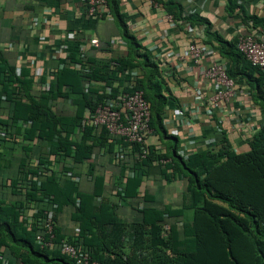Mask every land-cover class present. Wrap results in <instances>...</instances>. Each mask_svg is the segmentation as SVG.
Wrapping results in <instances>:
<instances>
[{
  "label": "trees",
  "instance_id": "16d2710c",
  "mask_svg": "<svg viewBox=\"0 0 264 264\" xmlns=\"http://www.w3.org/2000/svg\"><path fill=\"white\" fill-rule=\"evenodd\" d=\"M158 2L177 23L210 24L207 18L194 16L180 1ZM107 9L117 21L129 52L113 59L118 63L116 66L112 65L113 60L95 65L93 77L109 82L126 68L140 67L142 75L137 84L151 104L150 126L153 132L160 134L167 148L162 153L151 146L148 156L142 159L135 158L134 150H127L125 159L118 164L122 169L139 168L145 174L154 162H158L162 173L176 174L187 181L185 202L177 208L144 205L140 209V218L130 224V232H127L128 223L120 217L114 203L106 199L95 202L96 195L102 193L101 175L95 176L91 192L81 191L71 179L61 183L52 174L41 180L39 189L38 181L33 182L32 190L26 193L14 187L17 176L6 186L9 190L0 187V193L21 195L14 201L7 200L3 194L0 197V264H76L73 258L61 252L59 246L50 248L38 244L36 223L28 226L20 218L18 202L22 204L29 197L38 198L39 191L57 203L56 220L65 205L74 208L72 219L78 224V240L90 248L92 259L100 264H264V71L239 50L237 36L228 40L217 34L215 42L209 40L227 61L229 76L239 86H248L253 103L262 112L261 127L248 138L250 148L246 151L234 150L223 131L206 148L185 159L179 153L178 136L169 133L165 126L164 114L168 106L173 105L175 97L159 64L149 51L141 50V44L129 32L118 0H107ZM226 11L230 16L240 17L246 32L257 29L264 34V13L251 12L236 0H227ZM15 67L0 54V99L5 92L8 99L14 101L9 117L2 118L0 110V123L8 125L12 122L14 125L19 119L31 120L32 128L28 133L38 131L41 139L50 142L57 137V142L52 144L53 150L63 148L66 154L73 152L75 163L91 159L97 146L107 145L106 130L101 132L100 144L88 142L94 131L90 126L85 127L80 140L70 139L69 135L59 136L60 127L72 131L75 122L82 117V107L88 105L94 109L104 100L105 94H99L93 101L84 93L76 99V115H61L48 106L47 99L51 95L64 94L60 85L65 82L72 85V90L80 91L74 79L78 82L81 75L75 70L63 69L58 75V89L52 94L35 97L30 92L32 81L24 75L18 76ZM160 158H166L168 162L163 164L159 162ZM142 180L139 174L127 179V198L139 196ZM179 220L183 221V238L176 225ZM166 223H169L167 228ZM55 232L56 244L64 238L71 242L76 239L74 234L64 236L57 224Z\"/></svg>",
  "mask_w": 264,
  "mask_h": 264
},
{
  "label": "crops",
  "instance_id": "0c3cea01",
  "mask_svg": "<svg viewBox=\"0 0 264 264\" xmlns=\"http://www.w3.org/2000/svg\"><path fill=\"white\" fill-rule=\"evenodd\" d=\"M177 1L183 3L194 16L207 18L210 24H195L193 32H190L186 24L177 23L175 20L171 22L161 4L154 5L150 0H118V4L126 17L129 32L137 38L142 46L141 50L149 51L159 64L175 97L172 107L197 112L198 108L193 106L191 97L198 94L203 98L204 103L213 94L212 84L202 76L204 66L211 58L221 57L217 47L209 40L215 42L214 36L217 34L230 40L239 32H246L247 29L238 15L228 14L227 0ZM236 1L244 4L251 12L264 13L262 0ZM34 22H38L39 25L34 27ZM69 34L75 35L76 38L66 39ZM92 38L99 40L97 46L90 44ZM192 41L212 50L211 56H206L200 63H196L187 55L183 56L184 58L169 56V52L184 54ZM52 46L60 49V58L49 53V48ZM23 50L28 52L25 58L21 56ZM66 52L69 53L68 56ZM128 52V43L122 37L117 21L112 16L106 18L90 16L81 0H0V54L9 64L21 65V74L18 76L24 75V78L32 81L30 90L32 95L38 97L56 91L58 75L63 69L69 68L81 75L78 82L74 79V82L80 86V91L72 90V85L65 82L60 85L64 94L48 97L47 104L56 113L74 116L78 110L76 99L82 97L84 93L96 101L99 94H104L106 85L111 84L115 89L125 85L129 80V74L118 72L111 81L107 82L102 78L93 77V69L103 61L125 56ZM30 59H35L34 66L29 65ZM86 65L90 67V71L84 70ZM44 68H48L50 72L44 74ZM138 68L141 70L140 67ZM239 89L241 94L216 111L220 130L207 120L204 113L191 122L179 118V122L175 125L165 123L166 128L171 134L172 131H177L173 135L180 139L203 135L208 140H215L225 131L234 150L237 152L248 150L250 148L248 138H245L241 132L246 124L261 119L262 112L258 107L257 112L247 114L244 121L232 119L229 112L237 111L242 104L248 108L253 105L251 96L247 93L248 86H239ZM1 96L4 99L1 98L0 110L2 118H6L12 114L14 101H10L5 92ZM90 109L91 106H83L82 117L75 122L73 130L67 131L60 127L59 136L69 135L70 139L80 140L85 130L82 126L83 120ZM171 110L172 108H169L170 112ZM173 126H176L177 130H174ZM31 128V120L19 119L14 123V129L20 139H0V187L3 186L6 191L9 189L5 183L17 177L21 171L36 174L38 177L34 182H41L52 174L61 183L71 179L79 185L81 191L86 192L93 190L95 176L101 175L102 193L96 195L95 202L99 203L102 199H106L114 203L120 217L128 223L127 232H130V224L140 218V209L144 205L177 208L185 202L187 181L176 174L162 173L158 162H154L145 172V177L139 186V196L127 198L125 190L130 176L126 173L127 169H122L114 157L118 149L115 143L108 141L107 145L97 146L91 159L75 163L73 152L66 154L63 148L53 150L52 144L57 142V137L53 142L43 140L38 136V131L28 133ZM101 132L94 129L88 142L100 144ZM147 141L150 146L160 147L162 153L166 152L167 148L159 133L152 132L147 137ZM205 143L201 141L200 145ZM183 147L179 144L180 149ZM37 163L50 165L51 172L38 173ZM1 194L7 200L14 201L21 198V195L11 192L0 193V197L3 196ZM145 195H148L146 200ZM73 210L72 206L65 205L57 215L58 229L64 236H71L79 229L77 222L72 219ZM168 224L166 223V228ZM176 225L179 236L183 238V221L179 220ZM128 236L129 233L126 234V238Z\"/></svg>",
  "mask_w": 264,
  "mask_h": 264
},
{
  "label": "built area",
  "instance_id": "2783aa9c",
  "mask_svg": "<svg viewBox=\"0 0 264 264\" xmlns=\"http://www.w3.org/2000/svg\"><path fill=\"white\" fill-rule=\"evenodd\" d=\"M90 16L95 18H106L111 16L107 9V0H81ZM154 5H159L158 0H150ZM167 17L171 22H174L172 14L167 13ZM39 25L38 22H34V27ZM187 29L193 32L194 26L190 23H186ZM248 32H239L237 34V46L239 50L245 55V57L253 64L258 66L264 71V34L258 33L257 29ZM76 37L73 34H69L66 39L74 40ZM91 45L97 46L99 40L92 38ZM82 50V48H81ZM60 49L57 47H50L49 53L54 54L57 58H60ZM67 56L69 55L68 52ZM212 50H209L203 45H199L195 41L189 43L184 54H174L169 52L170 57L184 58L183 56H190L196 63L202 62L206 56H211ZM28 55L27 50H23L21 56L25 58ZM84 56V53L81 52ZM227 61L222 57L211 58L202 71V76L209 81L213 86V94L207 99L206 102H202L203 98L198 94L191 97V101L194 107L198 108L197 112H190L188 109L181 107L168 106L164 114L165 123L179 122V118L183 121L191 122L197 119L200 114H205L207 120L216 125V129L220 130L221 127L217 123L216 111L230 103L236 96L241 94L239 85L234 78L229 76L227 72ZM118 63L116 60L112 61V65L116 66ZM29 65H35V59H30ZM22 67L17 65L15 72L17 75L21 74ZM84 70L90 71V67L86 65ZM50 70L44 68V74H48ZM129 74V80L125 85L118 86L116 89L113 85H106L103 93L105 94L104 100L98 103L94 109H90L87 116L83 120V127L90 126L95 130H106L107 140L111 143H115L118 149L115 151L114 157L119 163L125 159L127 150L133 151L135 158H146L150 153V144L147 141L149 134L153 132L150 126L151 118V104L145 98L143 90L138 87L137 81L142 75L141 70L138 67L126 68L119 74ZM45 87L43 88V90ZM250 96V91L247 92ZM246 94V93H245ZM4 99V97H2ZM0 99V103L2 102ZM193 107V108H194ZM258 105H251L250 108L245 104H242L237 111L229 112L232 119L238 121H244L247 114H253L257 112ZM169 108L171 112L169 111ZM249 110V112H248ZM199 113V114H198ZM261 119L254 121L253 123L246 124L243 127L241 134L245 138H249L250 135L261 127ZM177 130L176 126L172 127ZM177 132V131H176ZM172 131L173 134H176ZM0 139L17 140L20 139L15 133L14 125L10 122L8 125L0 123ZM179 144L184 147L179 148V153L188 159L193 153L206 148L210 141L204 138L203 135H192L185 139L179 138ZM206 142L204 145L200 143ZM157 151L162 152L160 147H155ZM159 162L165 164L168 162L166 158H160ZM39 165L38 173L49 174L51 167L48 164H36ZM128 176L141 175L143 178L145 174L141 169L128 167L126 170ZM18 181L15 184L17 190L26 193L27 190H32V185L37 175L30 172L21 171L18 175ZM11 180H8L5 185L9 186ZM41 186V182L38 181V189ZM79 204V200H77ZM21 212L20 218L24 220L25 224L31 226L33 222L38 226L36 233V242L41 246H48L50 248L59 246L62 253L67 254L73 258L76 264H100L99 261L92 259L91 250L88 246L84 245L82 241L78 240L79 229L74 233L76 239L74 242L62 239L60 243H55L56 232L55 226L56 213L58 205L52 200L51 196H44L40 191L38 192V198H27L22 204L18 202ZM4 261H6L4 259ZM22 264V263H18Z\"/></svg>",
  "mask_w": 264,
  "mask_h": 264
},
{
  "label": "rangeland",
  "instance_id": "374dc122",
  "mask_svg": "<svg viewBox=\"0 0 264 264\" xmlns=\"http://www.w3.org/2000/svg\"><path fill=\"white\" fill-rule=\"evenodd\" d=\"M0 109H1V103H0Z\"/></svg>",
  "mask_w": 264,
  "mask_h": 264
}]
</instances>
